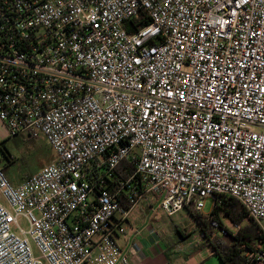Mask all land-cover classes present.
I'll list each match as a JSON object with an SVG mask.
<instances>
[{
  "label": "built area",
  "instance_id": "obj_1",
  "mask_svg": "<svg viewBox=\"0 0 264 264\" xmlns=\"http://www.w3.org/2000/svg\"><path fill=\"white\" fill-rule=\"evenodd\" d=\"M0 122L53 152L17 186L0 165V264H130L142 200L233 198L264 234V0H0Z\"/></svg>",
  "mask_w": 264,
  "mask_h": 264
},
{
  "label": "rangeland",
  "instance_id": "obj_2",
  "mask_svg": "<svg viewBox=\"0 0 264 264\" xmlns=\"http://www.w3.org/2000/svg\"><path fill=\"white\" fill-rule=\"evenodd\" d=\"M5 148L11 155L12 163L4 164L3 166L5 167L6 177L12 181H19L21 178H25V176L38 172L53 159V152L43 138H38L36 140H27L23 137L7 139ZM140 208V205L137 206L131 213L130 219H132V227L141 229L144 234L147 232L148 234H154V232H156L160 237V240H158L160 246H162V244L166 245V243L169 244L166 245V254L161 255L159 259L174 262L178 259L177 255L185 256L188 249L191 256L184 257L185 259H189V261L193 262H212L209 256L211 254L210 250L206 249L207 247L205 246V241H208L200 234L199 229L196 227V223L191 218L189 219L184 209L171 216L166 215L158 209L155 220H151L146 224L142 219L143 215L141 210H139ZM211 210L212 202L211 199H208L205 203V207L200 213L207 215ZM221 221L223 222V227L227 230L231 232L236 231V225L229 223L224 218H222ZM211 228L225 241H229V238L221 233L222 228ZM126 229L131 230L129 226L126 227ZM182 232H186V236L183 237L180 235ZM144 234H141L142 238H146ZM199 244H201V247H206L205 251L202 250L200 254H192V251L198 249L197 247ZM176 246L178 247L176 248ZM180 258L182 259V256ZM141 260L146 263L152 262L154 261V255L141 257Z\"/></svg>",
  "mask_w": 264,
  "mask_h": 264
},
{
  "label": "trees",
  "instance_id": "obj_3",
  "mask_svg": "<svg viewBox=\"0 0 264 264\" xmlns=\"http://www.w3.org/2000/svg\"><path fill=\"white\" fill-rule=\"evenodd\" d=\"M144 20L139 18L136 20V24L141 26ZM132 22V25H136ZM127 32L131 33L132 30L127 28ZM3 144H0V151L3 150ZM4 158L8 156L4 155V151L1 152ZM12 163L11 160L9 164ZM2 170L5 172V167ZM133 172V164L130 160L122 161L117 167L115 180H126L127 177ZM119 204L125 209L129 210L131 203L129 199H118ZM188 212L190 216L197 223V227L200 234L206 238L208 244L213 250L215 256L221 264H249V260L246 254L256 247L264 248V234L257 226V224L248 217L244 207L233 198H224L219 205L212 207L210 212L214 216V219L218 221L220 228L225 232V236L229 238V241H225L221 236L211 228L209 219L206 215L201 214L199 211L189 208ZM233 225H237L238 228L235 232H231L223 227L222 218Z\"/></svg>",
  "mask_w": 264,
  "mask_h": 264
},
{
  "label": "crops",
  "instance_id": "obj_4",
  "mask_svg": "<svg viewBox=\"0 0 264 264\" xmlns=\"http://www.w3.org/2000/svg\"><path fill=\"white\" fill-rule=\"evenodd\" d=\"M7 139H10V138H8L7 130L4 127V125L0 122V144H3L2 145L3 150L1 149V151H0V156L2 157V160L0 162L1 166H3L4 164H9L10 160L12 162L11 155L9 154L7 149L5 148V142H6ZM12 139H16V138H12ZM2 151H4V155L8 156L9 159L8 158L6 159V158H4L2 156V153H1ZM51 161H50V163H51ZM25 177H27V176H25ZM23 180H24V178H21L19 181H12V180H9V181L13 185L17 186ZM139 205L141 206V208L139 210H141V213L143 215L142 219H143V221L146 224L149 223L151 220H155V218H152L150 216L149 209L146 206L145 201H143V200L140 201L135 207H133L130 210L129 216H128V219H127V222H126V227L129 226L131 230H128L125 227V230H126L125 234L123 236L119 237V239H118V244L123 249V251L125 252L127 257L129 258L130 264H221L219 262V260L217 259V257L215 256V254H214L213 250L211 249L210 245L205 240H204L205 241V246L207 248L206 247H201V244H199L198 247H197L198 249H196V251H192V254H196V253L200 254V252L202 250L205 251V248L209 249L210 253H211L209 256L211 257L212 262H209V261H207L206 263H204V262H196V261L193 262V261H189V259H185L184 257L191 256L190 255V251L188 249H187V252H186L185 256L184 255H177L178 259L176 261H174V262H170L169 260L159 259V257L161 255H165L166 254V252H167L166 245H169V244L166 243V245H165V244L161 243L162 246H160L159 245V241H158V240H160V237L156 234V232H154V234L152 233L153 235L152 234H148V232H147L146 234H148V235H146V234L142 233L141 229H137L135 227H132V225H131L132 219H130V216H131V213L133 212V210L136 209L137 206H139ZM157 210H158V208H155L156 217H157ZM184 210L187 212V216L189 217V219L191 218L194 221V219L190 216V214L188 212V209H184ZM196 227H197V223H196ZM197 229H198V227H197ZM141 234H144L146 236V238H142ZM180 235H182L184 237V236H186V232H182ZM177 247L178 246H176V248ZM194 248H196V247H194ZM200 248H202V249H200ZM152 255H154V261H152V262H147L146 263L145 261L141 260V257L152 256ZM181 256H182V259L180 258Z\"/></svg>",
  "mask_w": 264,
  "mask_h": 264
}]
</instances>
